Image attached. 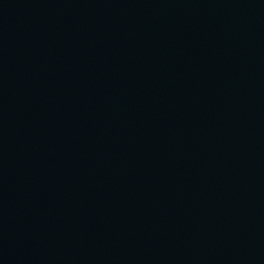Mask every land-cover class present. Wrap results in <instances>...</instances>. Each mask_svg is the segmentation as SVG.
<instances>
[{
  "label": "water",
  "instance_id": "95a60500",
  "mask_svg": "<svg viewBox=\"0 0 264 264\" xmlns=\"http://www.w3.org/2000/svg\"><path fill=\"white\" fill-rule=\"evenodd\" d=\"M0 264H264V0H0Z\"/></svg>",
  "mask_w": 264,
  "mask_h": 264
}]
</instances>
